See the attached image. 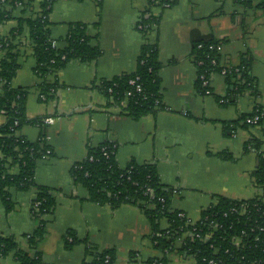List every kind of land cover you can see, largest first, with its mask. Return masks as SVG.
Segmentation results:
<instances>
[{"label":"crops","instance_id":"0c3cea01","mask_svg":"<svg viewBox=\"0 0 264 264\" xmlns=\"http://www.w3.org/2000/svg\"><path fill=\"white\" fill-rule=\"evenodd\" d=\"M34 1L38 10L40 0ZM18 11L0 25V36H7L17 26ZM48 19L52 40L60 46L70 22L84 23L90 44L98 46L101 54L89 62L71 60L49 74L47 81L55 83V89L43 101L36 86L40 79L34 71L26 25L16 38L20 67L11 84L27 89L28 118L44 115L51 120L44 127L27 124L19 131L31 141L43 131L53 150L51 156L37 162L34 174L35 183L53 190L56 201L37 245L45 264H89L84 243L65 247L63 239L69 232L101 248H114L115 264H146L148 258L161 256L151 246V227L140 208L125 204L112 209L94 203L88 200L85 187L73 181V164L85 158L89 147L105 141L113 143L121 167L130 161L153 162L161 181L173 189L172 208L192 220L218 197L264 198V187L255 186L252 177L259 164L258 153L245 149V143L254 138L264 153V123L245 127L241 121L234 130L224 129L255 105L264 111V64L259 60L258 39L253 38L255 26L264 25L263 11L232 0H176L165 8L150 0H101L100 4L97 0H56ZM143 19L158 23L142 33L138 24ZM209 38L223 40L220 58L225 66L237 65L242 55L250 58L258 96L244 90L229 96L227 105L220 104L218 99L231 88L218 73L211 76V94L198 92L192 48L198 40ZM145 40L158 46L165 108L133 119L116 105L108 106L99 85L134 72ZM9 192L11 209L0 200V238L13 237L27 251L26 236L38 225L30 211L35 189L11 187ZM160 224L166 227V220ZM180 257L176 252L166 255L168 264H184V256ZM0 264L18 262L10 253L0 256Z\"/></svg>","mask_w":264,"mask_h":264},{"label":"trees","instance_id":"16d2710c","mask_svg":"<svg viewBox=\"0 0 264 264\" xmlns=\"http://www.w3.org/2000/svg\"><path fill=\"white\" fill-rule=\"evenodd\" d=\"M55 1L40 0L39 9L35 10L34 0H0V25L14 18V10H19L20 14L17 26L7 36H0V52L3 53L0 58V118H3L2 121L0 119V200L7 209H11V187L19 191L35 189L30 211L38 220L35 230L26 236L29 246L27 251L20 249L13 237L0 238V256L14 253L18 264H45L37 245L46 230V217L53 213L56 201L53 190L37 185L34 179L37 162L53 154L45 140V133L41 131L34 141L19 133L27 124L44 127L46 116L28 118L25 111L27 89L11 84L20 67L16 38L26 25L35 59L34 71L40 79L36 86L43 101H48L55 89V83L47 81L49 74L71 60L89 62L101 54L98 46L90 44L87 26L81 22H70L63 45L57 43L52 46L48 17ZM232 1L246 7L255 5L256 9L264 12V0ZM100 2L101 0H97L98 4ZM150 2L165 8V4L172 6L176 0ZM152 23H158V20L143 19L141 24L148 25V28L141 29V32L147 33L151 30ZM222 41L209 38L193 44L192 56L197 67L195 85L198 92L203 95L211 94V76L215 73L221 74L224 70V81L231 89L227 96L218 99L220 104L227 105L230 102L229 96L244 90H248L254 97L258 96L256 79L251 74L250 58L242 55L237 65H223L217 49ZM160 68L157 43L145 40L140 47L134 72L100 83L107 105L121 106L122 101L126 100L121 112L133 119L164 109L161 101ZM137 76V82L142 86L140 93L135 92L134 86L129 83ZM128 90L133 94L127 96ZM258 114L261 116L257 124L248 121ZM241 121L245 127L264 123L262 106L255 105L250 113L226 124L224 129L234 130ZM260 145V141L254 138L245 143V149L258 153L259 164L252 177L254 185L261 188L264 187V153L259 150ZM222 156L228 157L226 153ZM13 168H17L16 172H13ZM70 173L74 183L85 187L88 200L101 205L107 204L112 209L127 204L142 210L151 227V246L161 255L148 258L146 264H168L166 255L169 252L191 257L195 264H264V198L261 196L250 199L218 197L215 203L202 209L199 220L191 224L186 214L181 215V210L172 208L173 189L161 181L153 162L130 161L121 167L115 160L113 143L107 141L89 147L85 158L73 164ZM242 203L247 204L250 210L248 214L241 215L230 211L231 207ZM162 220H166V227H161ZM214 224L217 226L214 227ZM207 233L211 234L208 239L205 238ZM81 242L86 246V253L90 257L89 264H115L114 248H101L86 239L77 238L71 232L63 239L65 247Z\"/></svg>","mask_w":264,"mask_h":264},{"label":"built area","instance_id":"2783aa9c","mask_svg":"<svg viewBox=\"0 0 264 264\" xmlns=\"http://www.w3.org/2000/svg\"><path fill=\"white\" fill-rule=\"evenodd\" d=\"M165 7H168V5L167 4H165L164 5ZM138 28L141 30V29H146V28H148V25H142L141 23H139L138 24ZM51 44H52V46H55L56 45V41L55 40H52L51 41ZM217 49L220 51L221 50V45H218L217 46ZM212 63H214V61L212 60ZM224 74V70H222V72H221V75H223ZM201 78H203V76L201 75ZM139 79V77L137 76V77H135L134 79H131L130 81H129V83L131 84V85H133L134 86V91L135 92H138V93H140L141 91H142V86H141V84L139 83V82H137V80ZM203 83L204 84H207V81L206 80H203ZM133 94V92L132 91H127V93H126V95L127 96H130V95H132ZM126 105V100H124V101H122V103H121V106H116V108L118 109V110H120V111H122V107H124ZM262 115H263V113H262ZM260 116L261 115H254L252 118H250V119H248V121L249 122H251V123H254V124H257V121L259 120V118H260ZM44 122L45 123H50L51 122V120L49 119V118H45L44 119ZM231 212H233V213H239V214H241V215H245V214H248L249 212H250V210L248 209V206H247V204L246 203H242L241 205H239V206H233V207H231V210H230ZM181 215H185V213H181ZM187 217V220H188V222H190L191 224H194L197 220H199V218L198 219H196V220H192L191 218H189L188 216H186ZM214 227H216L217 225L216 224H214L213 225ZM243 233V232H242ZM211 237V234L210 233H207L206 235H205V238L206 239H208V238H210ZM236 243H238V240H236L235 241ZM210 263H213L212 261H210ZM213 264H215V263H213Z\"/></svg>","mask_w":264,"mask_h":264},{"label":"rangeland","instance_id":"374dc122","mask_svg":"<svg viewBox=\"0 0 264 264\" xmlns=\"http://www.w3.org/2000/svg\"><path fill=\"white\" fill-rule=\"evenodd\" d=\"M259 22V21H257ZM259 26H255L253 32V38L258 39V45L260 46V61L264 64V25L259 22ZM182 257V256H181ZM180 257V258H181ZM184 264H194L193 259L191 257H183Z\"/></svg>","mask_w":264,"mask_h":264}]
</instances>
